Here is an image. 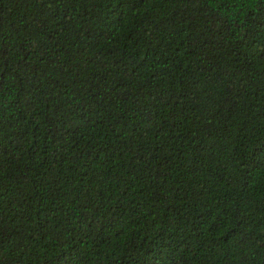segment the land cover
<instances>
[{"label":"trees","instance_id":"16d2710c","mask_svg":"<svg viewBox=\"0 0 264 264\" xmlns=\"http://www.w3.org/2000/svg\"><path fill=\"white\" fill-rule=\"evenodd\" d=\"M0 264H264V0H0Z\"/></svg>","mask_w":264,"mask_h":264}]
</instances>
